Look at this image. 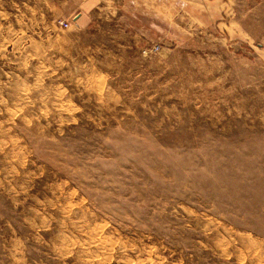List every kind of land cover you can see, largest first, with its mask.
I'll return each instance as SVG.
<instances>
[{
  "label": "rangeland",
  "instance_id": "374dc122",
  "mask_svg": "<svg viewBox=\"0 0 264 264\" xmlns=\"http://www.w3.org/2000/svg\"><path fill=\"white\" fill-rule=\"evenodd\" d=\"M163 3L0 0V264H264V0Z\"/></svg>",
  "mask_w": 264,
  "mask_h": 264
},
{
  "label": "crops",
  "instance_id": "0c3cea01",
  "mask_svg": "<svg viewBox=\"0 0 264 264\" xmlns=\"http://www.w3.org/2000/svg\"><path fill=\"white\" fill-rule=\"evenodd\" d=\"M103 0H85V5L87 3V5L90 7V11H95L97 10V8H101L100 7V2ZM138 2V11L140 12V14L143 15V13H145L146 15H152L154 14L155 11V1L156 0H136ZM158 2H164L163 3V8H167L169 6H173V4L175 6H182L184 7H188V4L190 5L189 2H197L198 0H157ZM187 3V4H186ZM137 4V3H136ZM189 8V7H188ZM102 9V8H101Z\"/></svg>",
  "mask_w": 264,
  "mask_h": 264
},
{
  "label": "built area",
  "instance_id": "2783aa9c",
  "mask_svg": "<svg viewBox=\"0 0 264 264\" xmlns=\"http://www.w3.org/2000/svg\"><path fill=\"white\" fill-rule=\"evenodd\" d=\"M65 25H66V24H65ZM67 25H68V24H67ZM67 25H66V27H67ZM158 49H159V48L156 47L155 51H158Z\"/></svg>",
  "mask_w": 264,
  "mask_h": 264
}]
</instances>
